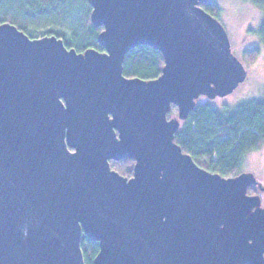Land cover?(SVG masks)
Here are the masks:
<instances>
[{"label":"water","instance_id":"obj_1","mask_svg":"<svg viewBox=\"0 0 264 264\" xmlns=\"http://www.w3.org/2000/svg\"><path fill=\"white\" fill-rule=\"evenodd\" d=\"M212 0H90L103 52L0 25V264H264V191L221 177L174 141L203 96L247 71ZM163 57L157 78L123 75L133 48ZM177 117L168 118L171 106ZM134 161L126 178L111 161Z\"/></svg>","mask_w":264,"mask_h":264},{"label":"trees","instance_id":"obj_2","mask_svg":"<svg viewBox=\"0 0 264 264\" xmlns=\"http://www.w3.org/2000/svg\"><path fill=\"white\" fill-rule=\"evenodd\" d=\"M242 1H248L262 12L257 28L249 29L247 34L256 35L264 44V0ZM80 3L86 12L83 20L78 22L73 19V9ZM200 6L218 19L220 9L215 1ZM90 12V0H0V25L12 24L30 39L53 35L77 53L87 49L103 52L104 49L97 42L102 28L91 24ZM45 24L53 28H47ZM258 53V48L243 51L248 61L256 59ZM162 67V55L152 47L140 45L126 54L123 75L151 80L160 75ZM175 112V107L171 106L168 115ZM174 141L202 169L224 178L237 176L245 156L264 145V93L261 98L230 108L217 109L208 103H197L188 118L180 124ZM114 162H110L112 167ZM256 193L255 186L247 188L248 195ZM81 250L85 264H91L98 251V243L82 236Z\"/></svg>","mask_w":264,"mask_h":264},{"label":"rangeland","instance_id":"obj_3","mask_svg":"<svg viewBox=\"0 0 264 264\" xmlns=\"http://www.w3.org/2000/svg\"><path fill=\"white\" fill-rule=\"evenodd\" d=\"M213 1L217 3L220 9L218 21L228 35L231 52L240 60L247 71L245 81L239 84L231 94L222 98L218 97L214 100H209L201 96L196 100V104L208 103L212 107L223 109V107L230 108L242 102L261 98L264 93V44L258 40L256 35L247 34L249 29L257 28L262 19V12L253 7L248 1ZM85 12L86 10L82 3L76 5L73 9V19L78 22L82 21ZM45 25L47 28H53L51 25ZM65 26L67 27V22H65ZM248 48H258L259 53L253 61H248L244 58L243 51ZM174 107L176 112L167 115L168 118L177 117V107ZM114 163L113 167L112 164L110 165L111 169L118 172L123 177L130 178L132 176L133 160L126 158ZM126 168H129V171H126ZM239 173L253 174L256 181L264 187V145L259 150L248 153L245 156L239 168ZM254 195H259L261 197V207L264 208V191H260L257 188V193Z\"/></svg>","mask_w":264,"mask_h":264},{"label":"flooded vegetation","instance_id":"obj_4","mask_svg":"<svg viewBox=\"0 0 264 264\" xmlns=\"http://www.w3.org/2000/svg\"><path fill=\"white\" fill-rule=\"evenodd\" d=\"M127 157H124L123 159H126ZM123 159H121V160H123ZM121 160H119V161H121ZM116 162H118V161H116Z\"/></svg>","mask_w":264,"mask_h":264}]
</instances>
